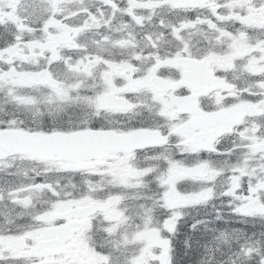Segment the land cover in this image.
I'll list each match as a JSON object with an SVG mask.
<instances>
[{"label":"snow or ice","instance_id":"1","mask_svg":"<svg viewBox=\"0 0 264 264\" xmlns=\"http://www.w3.org/2000/svg\"><path fill=\"white\" fill-rule=\"evenodd\" d=\"M0 264H264V0H0Z\"/></svg>","mask_w":264,"mask_h":264}]
</instances>
